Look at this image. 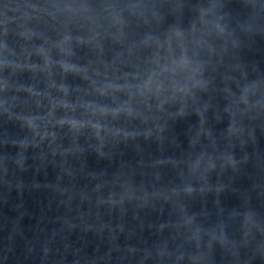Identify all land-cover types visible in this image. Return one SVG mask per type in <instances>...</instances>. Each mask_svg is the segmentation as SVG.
<instances>
[{"label":"clouds","instance_id":"1","mask_svg":"<svg viewBox=\"0 0 264 264\" xmlns=\"http://www.w3.org/2000/svg\"><path fill=\"white\" fill-rule=\"evenodd\" d=\"M111 7V6H110ZM130 8H138L139 5H131ZM86 11V9H85ZM209 13H204L203 15H209ZM111 19L114 24H119L120 21V13L112 11L111 12ZM210 23V22H209ZM216 28V30L220 33L223 32V29L220 28L218 24L212 25ZM175 38L177 40H182V34L177 32L175 33ZM171 40L172 38L169 37L168 44L169 49L171 48ZM150 41V38L145 41L147 44ZM70 39L66 36L63 41L58 44L53 45L63 57H71L73 55L72 50L70 48ZM37 54L41 55L44 58L45 68H50L53 65V61L50 57V53L47 49L41 47L37 50ZM64 74H73L79 75L84 79H87V70L78 66L77 64L72 63L68 59H62L56 62ZM5 67H9L7 60L4 62ZM189 62L188 60L182 56L177 67L180 68H188ZM56 87L55 85H52ZM153 87H155L156 92L161 91V86L156 83L153 77H149L148 80L140 87L135 89L130 88L128 85H119L112 82H103V83H94L93 84V91L99 96L107 98L111 101V106L109 105H102L99 103H93L89 101H80L76 104L70 103L66 98L69 95V89L65 85H60L58 87V91L63 94L62 99L55 100L52 102V107L49 112V117H51L52 113L57 109H63L66 112L75 113L77 108L82 109L83 113L85 114L87 119H78L74 115L72 116H65L56 121V125L63 127L68 126V128L73 131L74 133H79L81 130L85 128H92L97 135L100 132L106 131L107 129L101 124V121L107 120L111 118L115 120L121 115L131 116L133 114V109L131 107V101L134 99V95L138 94L141 97L145 95V93H151L153 91ZM27 91L31 92V89ZM182 91V89H181ZM117 93H127L128 100L121 101L117 97ZM35 94V93H33ZM24 125L33 133L34 136L40 137L41 139L47 138L51 133L47 131V127H42L41 125L44 123L38 117H29L23 119Z\"/></svg>","mask_w":264,"mask_h":264}]
</instances>
